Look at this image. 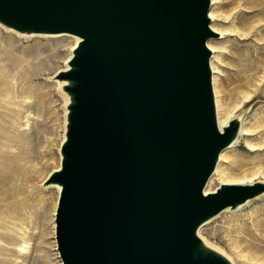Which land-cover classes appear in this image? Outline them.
<instances>
[{
	"label": "water",
	"instance_id": "water-1",
	"mask_svg": "<svg viewBox=\"0 0 264 264\" xmlns=\"http://www.w3.org/2000/svg\"><path fill=\"white\" fill-rule=\"evenodd\" d=\"M211 0H0V23L80 38L65 80L57 244L63 264H232L198 229L264 194H205L240 120L220 130L208 41Z\"/></svg>",
	"mask_w": 264,
	"mask_h": 264
},
{
	"label": "rangeland",
	"instance_id": "rangeland-1",
	"mask_svg": "<svg viewBox=\"0 0 264 264\" xmlns=\"http://www.w3.org/2000/svg\"><path fill=\"white\" fill-rule=\"evenodd\" d=\"M214 9L221 14L218 29L226 32L211 39L220 46L218 92L227 111L244 110L254 129L229 148V164L222 166L240 162L262 179L264 0H217ZM75 41L21 38L0 25V264H63L56 238L60 191L43 181L61 165L67 107L52 75L64 67ZM248 138L262 145L251 150ZM200 235L235 264H264V194L204 224Z\"/></svg>",
	"mask_w": 264,
	"mask_h": 264
},
{
	"label": "bare ground",
	"instance_id": "bare-ground-1",
	"mask_svg": "<svg viewBox=\"0 0 264 264\" xmlns=\"http://www.w3.org/2000/svg\"><path fill=\"white\" fill-rule=\"evenodd\" d=\"M212 3H213V8L209 10L210 27L214 32H216L218 35L222 36L226 32H222L217 27V22L221 20L220 19L221 14L217 13L214 9V6L216 5L217 0H211V5H212ZM212 21H213V23H212ZM0 25L3 26L5 29L10 30V32H14V33L16 32V35H18L21 38H33V37H38V36H45V37L71 36V37L75 38L76 41H75L74 45L70 48V54L64 62V67L61 68L60 70H58L54 75H52L53 76L52 78H54L56 80L57 85L62 89L64 87V85L66 84V81L59 79L58 74L61 70L67 69L69 67V60L72 57L73 50L77 46L78 42L80 41V38L76 35L67 34V33H62V34H35V33L26 34V33H20V32L14 30L12 28H8L1 23H0ZM219 47L220 46L217 45L216 41L214 42L211 39L208 41V48L211 50V53L214 54V52H215V55L211 56L210 67L212 70V84H213V91H214V97H215L216 116H217L218 126H219L220 130L223 131V128L228 125L230 120H232L234 118H238L240 120V127H239V131H238V135L234 139V141L227 148L222 150V152L220 153L218 162H217L216 167L214 169V172L207 181V184L205 187V194L216 192L217 189L221 185H224V184L234 185V184H250V183H254V182H258V181L264 182V177L262 179L256 180V177L253 176V173L246 171L245 165L240 163V162H235V163L230 162L232 164H230V166L228 168H225L222 166V164L225 162H227L229 164V160H230V156H229L230 149L229 148H234L241 141L242 138H245V136L252 135L254 129L249 126L247 121H245L246 118H245L244 110H242V111H240L234 115L229 113L227 111V108L225 107V102L223 101L222 97L219 95L217 85L219 83L218 75L220 72H219L218 68L215 66V61H216V58L218 57L217 52H218ZM214 87H215V89H214ZM215 91H216V93H215ZM64 94H65L64 101L66 104H68L69 97L65 92H64ZM216 96H217V98H216ZM66 115H67V108L65 109V130H64V137H63L62 142L65 139ZM246 142H247V145L250 147L251 150L258 149L262 145V143L253 144L251 139H249V138L246 139ZM227 149H229V150H227ZM220 159H221V162H220ZM219 162H220V164L218 165ZM58 168H56V169H58ZM56 169H53V170H56ZM52 171H50L49 174ZM49 174H48V176H49ZM48 176L46 177V179L48 178ZM216 179H221L220 182H223V183L219 184V186L214 189V184H215ZM45 180L43 182H45ZM224 182H227V183H224ZM47 187H56L57 190L61 191V187L57 184H50V185H47ZM250 201L251 200L247 201L246 203L240 205L239 207H237L235 209L228 207L222 213H224V212H232V213L238 212V211L242 210L246 205H248L250 203ZM222 213H220V214H222ZM219 215H217V216H219ZM217 216L208 220L206 223L210 222L211 220H213ZM206 223H204V224H206ZM259 225H262L261 222H259ZM202 226H200L198 229V236L201 238L203 243L206 246L210 247L211 249H214L215 251L224 255L232 264H235L227 254H225L222 250H220L216 246L209 243L207 240H205L200 235V229L202 228Z\"/></svg>",
	"mask_w": 264,
	"mask_h": 264
}]
</instances>
